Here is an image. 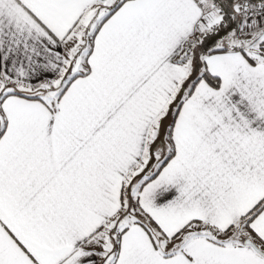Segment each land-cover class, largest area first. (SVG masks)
<instances>
[{
  "label": "snow or ice",
  "instance_id": "snow-or-ice-1",
  "mask_svg": "<svg viewBox=\"0 0 264 264\" xmlns=\"http://www.w3.org/2000/svg\"><path fill=\"white\" fill-rule=\"evenodd\" d=\"M0 264H264V0H0Z\"/></svg>",
  "mask_w": 264,
  "mask_h": 264
}]
</instances>
